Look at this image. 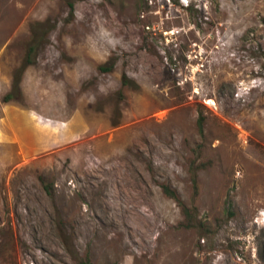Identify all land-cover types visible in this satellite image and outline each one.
Listing matches in <instances>:
<instances>
[{
  "label": "rangeland",
  "instance_id": "rangeland-1",
  "mask_svg": "<svg viewBox=\"0 0 264 264\" xmlns=\"http://www.w3.org/2000/svg\"><path fill=\"white\" fill-rule=\"evenodd\" d=\"M0 264H264V0H0Z\"/></svg>",
  "mask_w": 264,
  "mask_h": 264
},
{
  "label": "trees",
  "instance_id": "trees-1",
  "mask_svg": "<svg viewBox=\"0 0 264 264\" xmlns=\"http://www.w3.org/2000/svg\"><path fill=\"white\" fill-rule=\"evenodd\" d=\"M36 50V45H31L29 47V55L34 52ZM112 67H107L106 65H101L100 69L101 70H110ZM23 67L18 68L15 72H14V78H13V85H12V90L10 92H8L5 96H4V101L8 102L12 99H14L15 95L17 94V92H21V82H22V76H23ZM123 84H130L129 79L127 78V76L123 77ZM199 126H200V130L201 132H203V125L201 123V121H199Z\"/></svg>",
  "mask_w": 264,
  "mask_h": 264
}]
</instances>
